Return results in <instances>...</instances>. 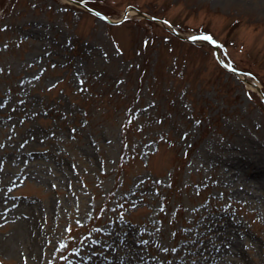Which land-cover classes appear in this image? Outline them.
Listing matches in <instances>:
<instances>
[{
    "label": "rangeland",
    "instance_id": "1",
    "mask_svg": "<svg viewBox=\"0 0 264 264\" xmlns=\"http://www.w3.org/2000/svg\"><path fill=\"white\" fill-rule=\"evenodd\" d=\"M74 1L0 0V207L36 264H264V0Z\"/></svg>",
    "mask_w": 264,
    "mask_h": 264
},
{
    "label": "bare ground",
    "instance_id": "2",
    "mask_svg": "<svg viewBox=\"0 0 264 264\" xmlns=\"http://www.w3.org/2000/svg\"><path fill=\"white\" fill-rule=\"evenodd\" d=\"M219 157L223 158V156ZM223 160H228V158ZM245 167L246 168L243 170L245 176L253 175L259 178L264 175V167H255L252 166L251 163ZM261 186L264 187V177L262 178ZM1 209L2 208L0 207V223L3 222L9 225L8 232L5 233L3 239L1 240L0 245L2 249L7 253L10 252L15 258L23 261L24 263L27 262L28 264H36L38 259L39 234L35 229V221L32 219L34 216H31L32 214H29L19 208H11L8 210ZM109 234L110 236L108 235L109 241L107 240V245H100V247H108V249L114 247L115 250L118 251H124L123 247H130V244L126 241H124V244H122L123 241L119 244V242L115 240H119L120 237H123L120 233ZM128 235L131 234H127V239ZM220 253V258L213 259L209 264H223L222 261L225 259H227L226 262H229L228 264H235V262H237V259H233L232 256L237 257L238 251L225 248ZM222 253H228V256L224 255L223 257ZM117 254L116 256L107 257L108 259L106 258V262L108 263L104 264H154V262L147 257H138V254H133L131 258L121 256L120 252ZM72 262L74 264H101V261L96 260L93 257H87L86 255L80 256L78 259H72ZM69 263H71V261H69Z\"/></svg>",
    "mask_w": 264,
    "mask_h": 264
},
{
    "label": "water",
    "instance_id": "3",
    "mask_svg": "<svg viewBox=\"0 0 264 264\" xmlns=\"http://www.w3.org/2000/svg\"><path fill=\"white\" fill-rule=\"evenodd\" d=\"M71 1H73V2H76V3H79V2H77V1H74V0H71ZM130 9H133V10H135V11H137L138 13H140L135 7H130ZM125 14V13H124ZM103 17V19H105V20H107V21H109V22H111V23H116V22H119V21H121L122 19H118V20H116V21H111V20H109V19H107L106 17H104V16H102ZM205 37L206 38H209L207 35H205ZM190 39H192V38H190ZM232 71H234L233 69H232V67H229ZM263 101H264V97H263Z\"/></svg>",
    "mask_w": 264,
    "mask_h": 264
}]
</instances>
